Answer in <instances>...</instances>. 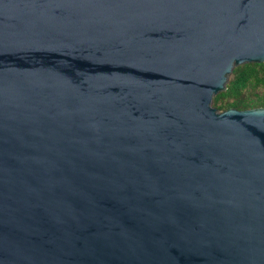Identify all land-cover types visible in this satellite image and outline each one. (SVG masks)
<instances>
[{"label": "water", "instance_id": "95a60500", "mask_svg": "<svg viewBox=\"0 0 264 264\" xmlns=\"http://www.w3.org/2000/svg\"><path fill=\"white\" fill-rule=\"evenodd\" d=\"M264 0H0V264H264Z\"/></svg>", "mask_w": 264, "mask_h": 264}, {"label": "trees", "instance_id": "16d2710c", "mask_svg": "<svg viewBox=\"0 0 264 264\" xmlns=\"http://www.w3.org/2000/svg\"><path fill=\"white\" fill-rule=\"evenodd\" d=\"M211 105L219 111L229 107L240 110L264 106V62L234 66L225 89L212 97Z\"/></svg>", "mask_w": 264, "mask_h": 264}]
</instances>
